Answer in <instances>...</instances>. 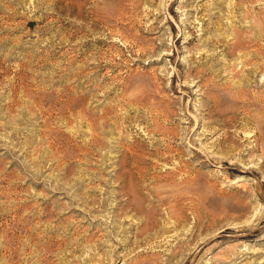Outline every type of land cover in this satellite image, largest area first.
<instances>
[{"label":"rangeland","instance_id":"374dc122","mask_svg":"<svg viewBox=\"0 0 264 264\" xmlns=\"http://www.w3.org/2000/svg\"><path fill=\"white\" fill-rule=\"evenodd\" d=\"M0 264H264V0H0Z\"/></svg>","mask_w":264,"mask_h":264}]
</instances>
